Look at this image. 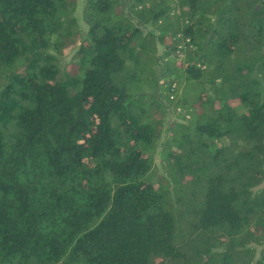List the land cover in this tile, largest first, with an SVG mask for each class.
Returning a JSON list of instances; mask_svg holds the SVG:
<instances>
[{
    "label": "trees",
    "instance_id": "16d2710c",
    "mask_svg": "<svg viewBox=\"0 0 264 264\" xmlns=\"http://www.w3.org/2000/svg\"><path fill=\"white\" fill-rule=\"evenodd\" d=\"M0 264H264V0H0Z\"/></svg>",
    "mask_w": 264,
    "mask_h": 264
},
{
    "label": "rangeland",
    "instance_id": "374dc122",
    "mask_svg": "<svg viewBox=\"0 0 264 264\" xmlns=\"http://www.w3.org/2000/svg\"><path fill=\"white\" fill-rule=\"evenodd\" d=\"M76 15H77V17L79 19V23H80L81 27L86 30L87 28H86V26H85V24L83 22L82 9L81 8H79L77 10ZM142 28L145 29V31L152 30V28H148V27H144V26H142ZM76 52H77L76 48L67 49L66 52H65V54H64V56H63V58H62V62H63L64 68H66L69 72H72V73L75 70L73 69L74 67L71 66V63L73 61V58H74ZM162 53H163L162 52V48L159 47V55H158V57H159L158 58V65H159V67H158V71H159V74L160 75L163 73V71L165 69V62L162 59ZM166 60H168V59H166ZM158 95L159 96H157V97L160 98V101L163 103V105L165 107V113H166V115H165V119H164V124H165V126H168L173 121H177L176 114L174 115V113L170 109L169 104L165 101V99L163 97V94L159 92ZM181 113H182V111L180 113H178V114L180 115ZM155 163H156V165H157V167L159 169V172L161 174H163V169L161 167V160H160V156L159 155L156 156ZM255 248L257 250V256H256V258H259V256H260V250L262 248H260V247H255Z\"/></svg>",
    "mask_w": 264,
    "mask_h": 264
}]
</instances>
